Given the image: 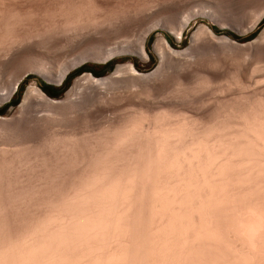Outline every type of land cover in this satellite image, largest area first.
<instances>
[{
	"label": "bare ground",
	"instance_id": "6f19581e",
	"mask_svg": "<svg viewBox=\"0 0 264 264\" xmlns=\"http://www.w3.org/2000/svg\"><path fill=\"white\" fill-rule=\"evenodd\" d=\"M111 1L65 0L63 3L60 1L59 6L56 5V10L52 9L53 12L46 11L47 9L45 11L6 10L0 6V63L6 64V69L10 64L16 67L20 61H23L22 63L27 60L30 62V59L35 61V58L40 57L39 51L41 52L45 45L38 48L36 42L42 40H45L49 47V43L54 42V39L58 44V38L64 37L67 40V36L70 38L79 33L74 36L76 39L74 38L75 43L72 41L73 44L93 46V49L87 46L92 50L86 51L85 54H83L85 49L81 46L80 48L84 49L81 51L83 55L79 53L78 60L72 59L71 62L66 60V63L59 66V70L56 68L58 71L50 69L53 68L51 63V66H48L50 57L44 56L39 62L37 61V65L33 63L36 67L28 65V62L27 67L24 66L26 70L23 71L20 65L17 69L20 72L22 70L21 73L15 70L17 74L14 72L13 75L14 67H9L12 70L7 69L8 72L10 70L8 76L11 75L8 83H6L8 76L4 74L8 72L5 71L6 69L3 70V76L7 77L6 82L4 77V82L0 78V84L3 82L0 87V103L9 102L20 82L35 70L46 81L62 85L68 75L84 63H108L126 55L146 61L149 57L147 48L149 37L159 29L167 30L176 40H180L191 21L200 16L213 22L227 18L221 5L210 7L211 9L203 14L190 11L189 14L188 11H183L186 14H183L185 16L178 23L165 16V19L155 22L154 25L150 23L151 26H148L146 23L147 27H140L138 39H135V47L110 44L112 47L107 48L105 37L108 33L105 34L104 30L108 29V25L111 28L113 24L110 25V22H117L121 18V13L127 11L124 10L126 8H121L124 11L120 13L121 9L115 8L118 7L117 5L112 6ZM182 3L184 1L180 0V7ZM189 3L191 5L193 1ZM260 3L261 5L254 2L260 5L257 10L248 9L250 12H256L252 14L255 15L251 16L252 20L249 23L236 22L235 25L241 28V31H244L243 28L252 31L262 22L264 0ZM136 5L134 9L138 10ZM177 5L178 1L175 6ZM187 5L185 6L188 7ZM145 6L147 8L146 3ZM246 10L245 8V14ZM139 12H142L141 8ZM250 12L246 15L249 13L250 16L252 13ZM41 15L47 17L49 21L48 24H43L45 26L42 29H38L40 26L36 25V18ZM124 17L122 16V19ZM246 18L248 17H244L245 20ZM226 22L223 24L231 25ZM106 24L108 25L105 28ZM90 27H93L92 33L94 28V31L98 30V32L90 35L88 30L89 36H87L84 30ZM113 27L112 29L117 30ZM199 31L202 33L204 31L205 35L212 34L205 26ZM113 34L114 32L111 36L114 39ZM199 34L200 32H197L195 37ZM60 39L59 42L62 40ZM69 40H73V37ZM220 40L223 41L224 38ZM108 41L112 42V39ZM61 43L59 44L65 49L67 44ZM231 44L235 45L230 43V46ZM263 44L264 33L256 41L258 47ZM194 45L186 52H179L173 49L164 35H160L153 50L159 56L161 63L153 73L141 74L133 63L129 62L117 66V71L110 77L96 78L91 74L82 75L75 80L66 99L67 104L66 100L64 103L72 107L75 105L74 109L83 101L92 102L95 107L93 102L101 100L102 103V97L98 95L106 91L110 93L117 84L120 85L126 71L125 76L132 81L151 83L154 89H157L164 81V69L168 65L182 71L183 63L186 61L188 63V60L183 61L184 58L192 61V58L184 56L192 55ZM253 45L255 46V43L251 46ZM59 46L57 45V48ZM256 49L257 47L254 56L259 58L264 51L260 52ZM240 79L238 80L241 82ZM239 81L237 82L240 83ZM180 82L178 90L181 92L187 87L184 80ZM202 83L200 87L203 89L211 85L210 80ZM182 93L177 94V98L166 101L168 103L163 106L164 108H160L159 111L158 108L157 112L154 107L153 109L150 106L139 107L119 126L110 125L99 135L93 136L96 138L92 140L88 136L84 137L85 139L81 137L77 139L78 136L75 137V134L69 135L70 138L68 136L60 141L57 140L60 144L63 143L64 152L57 158L53 157V160L49 156V158L39 156L42 153L39 151L40 146L34 148L24 144L25 148L13 150L11 158L5 157V152L0 159V264H264V94H254L247 102L219 109L218 114L209 117L208 113L203 115L202 112L201 115L191 116L182 108L179 109L177 104L181 102H177L176 99L181 98ZM174 96L176 97L175 94ZM42 103L57 107L63 104V108L66 106L63 102L52 100L40 87L30 86L24 95L23 109L25 117L32 120L35 126H39L44 117L45 121L46 117L49 119V115L46 114L57 109L52 106L54 109L51 111L46 109V113L45 109H42L44 106L40 107ZM90 105L85 104L87 107ZM38 106L46 116L43 117V113L40 115L39 110L38 114H34ZM45 106L44 108H47L49 105ZM68 106L66 108L71 107ZM80 106L81 104L79 110L82 107ZM62 107L59 106L63 109ZM74 109L72 108L73 112ZM17 118L10 123L19 120ZM48 119L46 122L43 121V124L47 123ZM5 120L0 123H5ZM49 120L50 124L51 118ZM20 122L17 129L26 124L22 122L21 125ZM28 122L27 124L31 126L32 123ZM41 126L43 131L42 123ZM7 127L9 128L10 124ZM21 127H19L20 132ZM8 128L5 127V131ZM40 128L37 127L39 130ZM37 129L34 132H38ZM26 132L25 134L29 133ZM17 134L19 136V132ZM5 136L6 132L2 138ZM7 136H9L7 141H10V136L13 135ZM14 138L16 140V135L12 140ZM30 139L27 140L32 141L31 136ZM34 139L36 137H33ZM28 142L23 141L21 144ZM21 144L20 146L24 147ZM31 151L36 154L34 157L35 160L37 158V163L34 161L36 165L33 161L32 164L29 162ZM29 163L32 165L31 171L36 170V173H31L32 177L30 175L27 185H24L18 177H13V172L18 165H30Z\"/></svg>",
	"mask_w": 264,
	"mask_h": 264
},
{
	"label": "rangeland",
	"instance_id": "374dc122",
	"mask_svg": "<svg viewBox=\"0 0 264 264\" xmlns=\"http://www.w3.org/2000/svg\"><path fill=\"white\" fill-rule=\"evenodd\" d=\"M60 1H62V3H63V1H65V0H0V6H2L6 10L7 9H10V10L18 9L20 11L21 10L22 11H30V10L31 11L32 10L38 11V10L41 9V10L45 11V9H47L46 11L50 10V12H53V10L55 11L56 8H57L56 5L59 6V4H60L59 2ZM66 1H76V0H66ZM107 1L110 2L111 0H107ZM149 1L150 0H146V1L145 0H112L111 1L110 4L112 6L114 5V7H115V5H117L118 7H115V8H117L118 10H120L121 8L122 9L126 8L124 10L125 11L127 10L125 13L128 16H126L125 13L123 12L124 10L122 11V9H121L120 13H121V11L123 13H121L122 15L120 16L121 18L118 19V21H117L118 23L116 21H113L114 23L110 22L111 24L108 23L110 25L113 24L111 26V28L109 27L108 24L105 25V28L108 25V29L106 28L107 31H106V29L104 30L105 34L108 33V34H106L107 35L106 37L104 36L105 39H106V41L105 40L104 41H105V43H107V46H108L107 47L105 45L107 48H110L112 46H117V45H119L121 47L122 46H124V47L125 46L126 47L127 46L135 47L136 46V42H135L136 40L135 39H138L137 36H139L138 34L140 33V31H139L140 27L142 28V27L146 26L145 25L146 23H147L148 26L149 25L151 26L150 23H152L154 25L155 22L163 20L166 17L171 19L173 22L178 23L182 19V17L185 16V15H183L185 13L183 11H186V12L190 11V12H193V13L203 14L204 12H208L212 7H214L216 5H218V6L221 5L220 7H221V9H223V12L227 15V18H224L225 21L223 20V21H220V22L219 21L218 22H213L210 19L205 18L204 16H200L199 18L195 19L194 21L193 20L191 21V23L184 30L183 35L180 38V40H176V38L173 35H171L167 30L159 29V30L155 31L154 33H152L150 35L151 37H149V40H148V43H147L149 57H148V59L146 61H143L140 58L135 57V56L126 55V56L117 57V58H115L114 60H112L111 62H108V63H99V62L84 63L81 66H79L76 70L71 72L62 85L52 84V83L46 81L44 78H42L40 75H38V73L35 72L36 70L34 72L28 74L25 77V79H23L22 82H20V84L17 86L16 92H15L13 98L7 103H0V111H5L4 115L0 114V118L3 119V120H0V122L4 121L5 119L6 120L9 119L8 121L5 120V123L7 122L6 124L5 123H0V125H1L0 127H2V128H0V130L2 129V131L4 132L5 131L4 128L5 127L8 128L7 126L9 124H10V127L7 130L10 131L11 130L10 128H12V130L14 129L13 131L12 130L10 131V132H12L14 134H7V133H10V132H8L6 130L5 131L6 132V136L3 137V138H2V136H4L5 132L4 133L2 131L0 132L2 134V135H0V137H1L0 138V159L3 158L5 152H6L5 157L11 158V156L13 155L12 154L13 150H16L18 148H20L18 150H21V149L25 148V145H26L28 147L29 146L30 147H32V146L34 147L35 146L37 148L40 146L39 151H40V153L41 152L42 153L39 154V156H43V157H47V158L51 157V159L53 160V157L57 158L58 156H60L64 152V149H63L64 147H62L63 143L61 142V144H60V142H59L60 140H62V138L64 139L65 137H68L69 135L72 136V134H75L74 135L75 137L78 136L77 139H80V137L82 139H85L88 136L92 140V139L96 138V137H93V136L99 135L106 128L110 127V125L111 126H114V125L115 126H119L124 121V119H126V117H128L130 114H132L136 110H138L139 107H141V106H150V107H152V109L154 107V110L156 109L155 112H157L158 108H159L158 109V111H159L160 108H162L165 104L168 103L166 101H171L173 98H177V96L180 95L182 92L183 93L186 92L185 94L182 93V95H181L182 99L180 97H178V99H176L177 102H181V104L180 103L177 104L180 107V108L178 107L179 109L182 108L187 113H189V115H191V116L195 115V114L196 115L200 114L202 112L201 114H203V115H207V113H208L209 117L210 116L212 117L213 115L218 114L221 109L227 108L228 106L237 105L238 103H241V102H247L248 100L253 98L254 94H256V95L264 94V54L262 52V51H264V46H263L264 44L261 47H258L256 45V41H258V39H260V37H262L263 33H264V19L252 31H248L247 29H244V28L242 29L244 31H241V28H238V26L235 25L236 22H238V23H249L250 20H252V17H254V15H255L254 14L252 16V14L256 13V12L251 11L252 12L251 13L248 9L252 8V9H256L257 10L258 6L261 5V3H260L261 0H253V1H251V0H222L223 2L221 0L220 1L219 0H183L184 3L181 4L182 5L181 7L179 5V1L180 0H153L155 2L157 1V3L149 2ZM177 1H178V5H179V7L181 9L177 7L178 5L175 6L177 4ZM186 1L188 2L189 5H187ZM189 1H193V3L190 5ZM218 1H219V3H217ZM112 2H113V4H112ZM174 2H175V5H174ZM254 2L257 3V4H260V5H256V4H254ZM145 3L147 4V8L145 6ZM152 3H154V4H152ZM139 4L141 6H138ZM148 4H149L150 7L153 6V5L154 6L150 8L148 6ZM229 4H231V5H229ZM135 5L137 6V9L141 8V11L143 13L139 12V9L138 10L134 9V8H136ZM167 5L169 7H167ZM173 5H174V7H173ZM183 5H184V7H183ZM185 5H187L188 7H186ZM237 6H240V7H237ZM252 6L253 7L255 6V7L253 8ZM142 7L143 8L145 7L144 9H146V10H144ZM49 8H51V9H49ZM182 8H186V9H182ZM188 8H191V9L189 10ZM245 8L247 9L246 10V14H247V12L251 13L250 16H249V13H248V15L245 14V12H244ZM231 9H233L232 11L234 13L231 11ZM131 10H133V11H131ZM167 10H168V12H167ZM241 10H243V11H241ZM147 11H149V12H147ZM174 12H175V14H174ZM190 12H189V14H190ZM127 13H129V14H127ZM135 13H136V15H134ZM139 13H141V14H139ZM144 13H145V15H143ZM168 13H170V14H168ZM132 15H134L133 16L134 18L132 17ZM41 16L36 18V23H37L36 25L40 26V27H38V29H42L45 26L43 24L44 23L48 24V21H49L47 19V17H43V16L41 17ZM122 16H125V17L122 19ZM141 16H142V18H141ZM174 16L175 17L177 16V18H175ZM179 16H181V17H179ZM238 16H241V17L243 16L242 17L243 20L240 17L238 18ZM130 17H131V19H130ZM244 17H248V18H246V20H245ZM147 18H148V20H147ZM153 18H155V19L153 20ZM228 19L231 20V21L229 22ZM232 20H233V22H232ZM127 21H128V23H127ZM223 22L224 23L226 22V23L231 24V25L223 24ZM41 24H42V27H41ZM122 25H123V27H122ZM113 26L115 28H117V30L116 29L115 30L112 29ZM203 26L208 28L211 31L212 34L209 35V33H206V35L208 34L207 37H206L204 31H203V33H202V31H199V30H201V28H203ZM90 28L84 30V34H85V31H86V35L87 36H89V34L90 35L91 34L94 35L95 33L98 32V30H97V32H95L94 31L95 28H94L93 29V33H92V28L93 27L91 29ZM109 28L112 31L114 30L113 31L114 32V34H113L114 39L111 36L113 32L110 31ZM198 28H200V29H198ZM88 30H89V32H88L89 34L87 33ZM128 30H131V31H128ZM197 32H200V34L195 37V34H197ZM72 33L75 34L74 32H72ZM78 34L79 33H77L76 35H78ZM81 34H83V31L81 32ZM117 34H118V36H117ZM201 34L204 35V37ZM69 35L71 36L72 34L70 33ZM76 35H73L70 38L67 36V38H68L67 40L64 37L63 38L61 37L62 40L60 38H58V39L61 40L59 42V40L57 39L58 44L56 42V39H54L55 41L54 42L52 41V43L50 41H48V42H50L49 43L50 44L49 47L47 46L48 44H47V42L45 40H42V41H40L38 43L36 42V47H38V48H42L45 45L44 48H42L43 50L39 49V50H41V52L39 51V54H38V56H40V57H38L37 59L35 58V61H33L34 59H30V62L28 60L26 62L24 61V63H22L23 61H20L17 64L16 67H14L15 65H11L10 64V66H8L7 69H10L9 67L12 68V66H13L15 69L12 68L13 70L12 69H10V70H12V72H13L12 74L14 75L16 73L15 70L17 71V73L20 72L19 69H17V68H19L20 65H21V68H23L22 69L23 71H24V69L26 70V68L24 66L27 67L28 62H29L28 65H30L32 67H36V66H33L34 65L33 63L35 62V64L37 65L38 64L37 61L39 62V59L41 60L42 56L48 57V58L50 57V59H48L49 60L48 66L50 67L51 64H52L53 68L51 67L50 69H53L54 71L56 70V68L58 69L59 66L61 67V64H64L67 61L71 62L72 59H73V61L74 60H78L79 59V53H81V51H84V49H85V52H83V54L87 53L88 51L90 52L93 49V46L92 45L89 46V44H82L80 46H78V44L77 45L73 44V42L75 41L74 40V38H75L74 36H76ZM115 35H116V37H115ZM124 35H125V37H124ZM160 35H164L167 38V40L170 43V45L173 47V49L176 50V51H179V52H186L190 47H192L193 44H195L194 45L195 49L193 50L192 55L190 54V57L184 56L186 58H192V61H190V59H185V58H184V60L182 59L183 61L188 60V63H186L187 61L185 62L186 65H185V63H183L184 64L183 65L184 68H183L182 71L181 70L178 71L176 68H174L171 65H168V67H166L164 69L165 71L167 70L166 72L164 71V81L166 80V78H167V80L165 82L163 81V83H161L162 87H161V84H160V86H158L159 88L157 87V89H154V85L151 84V83H147V82H143V81H137L136 82L135 80L132 81L131 79L128 78V76H125L126 72H127L126 71L125 74H123V77L121 78L120 85L117 84L115 86V88H113L110 91V93H109V91H106V92H103L104 95H103V93H102V95L100 94L101 96L98 95V97H100V98L102 97L101 98L102 99V103H101V100H98L97 102H93V104L96 105L95 107L91 104L92 102L89 103V102H85V101H83V103L82 102L78 103V105L76 104L77 107L75 109H74L75 105H73V107L70 104H68L69 106L66 105L67 104V100L66 99H68V94H69L71 88L73 87L74 82H75V80L77 78H79L80 76L85 75V74H91L93 76H95V74H102V73L106 72V67L108 65L111 66V71L108 72V73H105V75L103 77H101V78L112 76L115 73V71H117L116 70L118 68L117 66L125 65V64H127L129 62L133 63L134 67L141 74L149 75V74L153 73L157 69V67H159V65L161 63V60H160L159 56L153 50L154 44H155L156 40L160 37ZM72 37H73V40H69V39H72ZM193 37H195V38H193ZM197 37H199V38H197ZM216 37H218L219 39H217ZM108 38H110V39H108ZM221 38L222 39L224 38V40L223 41L220 40ZM63 39H64L65 42L63 41ZM111 39H112V42L108 41V40H111ZM115 39H117V40H115ZM195 40H196L197 43L195 42ZM228 40H230L231 42L228 41ZM67 41H68L69 44L66 43ZM225 41L226 42L228 41V43L229 42L230 43H235V45L231 44V46H230V43L228 45V43H226ZM54 43H56L58 46L60 45L59 43H61V44L65 43L67 45H65L66 46L65 49H63L64 47L62 45H60V46H62V49H61L60 46H59V48H57V45L54 44ZM115 43H116V45H115ZM254 43H255V46L253 45V47H254L253 48L251 45L254 44ZM81 46H83L84 49L80 48ZM87 46H89L92 49L88 48ZM256 47H257L256 50H259L260 52H262L263 56L259 55L261 58L260 57L258 58L257 56H254L255 52H256L255 51ZM48 48H49L50 51L48 50ZM56 50L59 51V52H57ZM68 53L69 54L71 53V54L69 55ZM83 54L81 53L80 55L82 56ZM189 62L191 63V65H190ZM0 65H1L0 66V78H2L3 82H4V78H5V82H6V77L8 76L10 70H9V72L7 71V69H6L7 65L6 64L0 63ZM3 70L7 71L8 73H6V72L4 73ZM22 70H21V72H22ZM58 70H56V71H58ZM90 71H93L95 74L91 73ZM3 73L5 75L7 74V76H5V75L3 76ZM209 74H210V76H209ZM208 76L210 77V79L207 78ZM236 76L239 77L238 79L241 78L240 79L241 82L236 78ZM10 78H11V75L7 77V82L6 83H8L9 80H11ZM96 78H98V77H96ZM180 80H184L185 83H186L185 87H187V89L181 90V92H180V90H178V88L180 89V86H179V84L181 83ZM202 80L203 81L210 80L211 81V85H210L211 87L208 86V88L206 87L204 89L202 87H200V86H202L201 84H203ZM237 81H239L240 83H238ZM3 82H2V84H3ZM0 83H1V79H0ZM6 83H4V84H6ZM2 84H0V87H1ZM43 85H45L47 87H52L55 91H61L63 88L66 87L67 88L66 92L63 95L59 96V97H54V96L50 95L49 93H47L46 91H44V90L43 91L52 100H57V101H60V102H63V103L66 100L65 101L66 104L64 103V105H66L68 107L71 106L74 109V112H73L71 107L70 108H66V106H65V108H63L62 107L63 104L59 105V106H61L64 110L59 108V106L58 107L57 106H53V105H50L48 103L47 104L46 103L40 104L41 108L43 106L46 107L45 105H49V106H47V108H44V107L42 108L43 110L45 109L44 112H46V113H47L46 109L47 110L50 109V111H51V109L53 110L54 108L55 109L57 108L56 110L51 111L52 114L49 111L48 112L50 114L49 113L48 114L45 113L46 115H49V117L51 118V121H52L51 123L54 124V125H52L51 123L50 124L48 123V122H50V120H49L50 118L48 119V117H46L48 119V122L45 123L47 121V119H46V121L44 120V118H45L44 115L45 114L41 111L42 109L39 106L38 107L40 109L37 107V110H36V112L34 114H38L40 112V115H41V113H43L42 116L44 117L42 119V121H41V123H42L44 128L42 129L43 131H41V128H40L41 123L39 124V126L38 125L35 126V124L33 123L32 120L27 119L25 117V113H24V109H23L24 108L23 102H24L25 92L28 90V88L30 86H38L41 89H43L42 88ZM135 85H136V87H135ZM21 86H23L25 89H24V91L22 93V96L20 98V103L17 106L9 107V104L12 101H15V100L18 99L19 94H20L19 92H20V87ZM174 94L176 95V97L174 96ZM168 97H169L170 100L168 99ZM243 98L245 100H243ZM84 102H85V104L87 106H89L91 104L90 105L91 108L85 106ZM98 102H99L100 105L98 104ZM87 103H89V105ZM21 104H22V106H21ZM80 104H81L82 107L85 106L83 108L86 109L87 111L84 110L81 106H80L81 108L79 110V105ZM76 109H78V111ZM38 110H39V112H38ZM57 110L59 112L60 111L61 112L59 113ZM55 111H56L57 114L53 113ZM69 111H71L73 114L71 112H69ZM204 113H206V114H204ZM19 114H21V115L19 116ZM55 114H56V116H55ZM74 115H75V117H74ZM21 116H23V117H21ZM16 118L19 119V120H17L18 122L21 121L20 124L22 122H23L22 124H25V123L27 124L28 120H30L28 123L30 124V122H31L33 125L31 124V126H30L28 124L27 125L25 124V125H23L24 127L22 126L23 128L21 126H19V127H21V132H22L21 133L19 131V127L17 129V125H19V123L17 121H16L17 125H16L15 121H14V123H12V122L10 123V121L16 120ZM57 119L58 120L60 119L59 122H58ZM25 120H27V121H25ZM43 121H45L44 124H43ZM12 124H14V125H12ZM3 126H5V127H3ZM25 126H29V127L33 128L34 130L31 129V128H30V130H25L26 128L29 129V127L25 128ZM33 126L36 127V128H34ZM13 127H15V128H13ZM37 127L40 128V130L37 129ZM22 129L27 131L26 133L29 132L28 133L29 135L25 134V131L22 130ZM36 129L39 130L38 131L39 134H38L37 131L34 132ZM14 131L16 132V134H15ZM72 131H73V133H72ZM75 131H76V133L78 132V134H76ZM18 132H19V136H17ZM37 134H38V136H35ZM7 135H13L14 137L16 135V140H15V138L12 140L13 136H10L11 137L9 139L10 141H7L8 138H9V136H7ZM54 135H56V137ZM30 136L32 138V141H30L31 140ZM70 136L68 138H70ZM27 137L30 140H27L28 139ZM33 137L34 138L36 137V139L33 140ZM18 139L21 140V141L19 142ZM51 140H53V141H51ZM57 140H59V141L57 142ZM23 141H26V142L29 141V142L21 144V142H23ZM46 141H48L49 143L46 142ZM13 143H15V144H13ZM20 144L21 145L25 144V145H24V147L23 146L21 147ZM50 144L52 146L53 145L54 146L50 147L51 146ZM55 144H57V145H55ZM28 147H26V148H28ZM18 150H16V151H18ZM50 150H51V152H50ZM43 151H44V153H43ZM15 152H14V154H15ZM9 153H11V154H9ZM29 154L31 155V157H30L31 161H29V162H31V164H32V161H33V164H35V162L37 163V158H36V160L34 158V157H36V154L34 155L33 151L29 152ZM44 155H46V156H44ZM32 157H33L34 160H32ZM43 157H40V158H43ZM40 158H39V160H40ZM31 164L30 165L23 164L22 166L18 165L17 168H15V170L16 169L17 170L16 171L14 170V172H13V175H14L13 177L14 178L18 177V179L20 181L22 180L24 182V185H27V181L29 180L28 178L30 177V175L32 177V174L36 173V170L31 171L32 170V168H31L32 165ZM19 173L21 175H19ZM11 176H12V173H11Z\"/></svg>",
	"mask_w": 264,
	"mask_h": 264
},
{
	"label": "trees",
	"instance_id": "16d2710c",
	"mask_svg": "<svg viewBox=\"0 0 264 264\" xmlns=\"http://www.w3.org/2000/svg\"><path fill=\"white\" fill-rule=\"evenodd\" d=\"M110 71H111V66L108 65L106 67V72H104L102 74H95L93 71H90V72L93 73V74H95L96 77L101 78V77H103L105 75V73H108ZM42 88H43L44 91H46L47 93H49L50 95H52L54 97H59V96L63 95L66 92V90H67V88L65 87L61 91H55L52 87H47L45 85H43ZM24 89L25 88L23 86L20 87V92H19L20 94H19L18 99L15 100V101H12L9 104V107H11V106H17L20 103V98L22 96V93H23ZM4 113H5V111H0V114L4 115Z\"/></svg>",
	"mask_w": 264,
	"mask_h": 264
}]
</instances>
